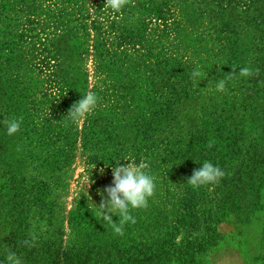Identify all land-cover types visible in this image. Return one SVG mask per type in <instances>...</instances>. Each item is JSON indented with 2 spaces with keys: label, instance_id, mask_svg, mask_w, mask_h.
Wrapping results in <instances>:
<instances>
[{
  "label": "rangeland",
  "instance_id": "rangeland-1",
  "mask_svg": "<svg viewBox=\"0 0 264 264\" xmlns=\"http://www.w3.org/2000/svg\"><path fill=\"white\" fill-rule=\"evenodd\" d=\"M105 2L0 0L2 28L44 26L57 58L50 71L32 67L25 56L6 63L7 52L0 60L17 91L0 97V176L17 171L19 196L26 198L46 186L44 201L24 200L23 235H13L18 225L5 220L10 204L0 201L6 221L0 264L6 246L23 264H264L259 166L250 160L238 171L243 157H225L230 171L194 189L187 180L202 161L162 164L168 141L184 142L177 147L185 150L201 117L243 129L239 149L250 147L243 153L250 159L253 141H264V93L253 96L254 83L264 79V0H130L118 13L103 9ZM197 67L200 82L191 78ZM243 67L253 75L239 77ZM222 79L226 91L218 92ZM173 86H188L190 95L174 107L176 121L164 117L153 127L158 131L146 132L152 149L136 158L143 121H156L157 105ZM88 91L99 98L95 111L79 124L64 118ZM20 117L32 124L7 135L2 121ZM91 119L106 135H87ZM34 129L44 130L41 139L29 134ZM129 160L147 163L156 187L146 208L130 211L136 223L125 224L121 236L101 221L89 197L98 207L112 167Z\"/></svg>",
  "mask_w": 264,
  "mask_h": 264
},
{
  "label": "trees",
  "instance_id": "trees-1",
  "mask_svg": "<svg viewBox=\"0 0 264 264\" xmlns=\"http://www.w3.org/2000/svg\"><path fill=\"white\" fill-rule=\"evenodd\" d=\"M2 8L4 7L0 4V9ZM1 21L0 13V60L3 57L2 54L7 52L10 56L6 59V63L13 62L21 58V56H25L29 59V62H31L29 64L32 67L40 71H50L52 68V66H50L51 62H56L57 58L56 55H54L52 39L50 38L51 34L46 33V30L43 28L44 26H40L36 29L30 27L28 30L18 32L14 31L12 28V30L6 32L5 29L2 28L3 24ZM18 51H21L20 55H18ZM12 64L18 65L16 63ZM0 65H2L1 61ZM13 83L11 77H9L6 72H4L3 75L0 68V97L9 99L16 94L17 91ZM254 85L256 88L253 92L254 97H257L260 93H264V79L261 84L259 81H256ZM260 86H262V88H260ZM165 88H168V83ZM188 89V86L181 87L180 89H176L174 86L171 87L170 97L167 98L164 103L157 105V110L155 112L156 121H143V125L146 126L142 127L144 139L142 143L137 145L134 149L136 158H139V155L142 153L148 155L152 149V146L149 144L150 137L146 136V132L152 131L155 133L158 131L153 129V127H158L161 121H164V117L170 118L169 120L173 122L177 120V117L174 116V107L180 103L182 98H187L190 95ZM117 108L121 107L118 106ZM31 124L32 123L28 120L23 119L21 126L26 129ZM222 124L224 125H219L217 119L201 117V121L196 125V129L191 131L189 141L185 143V150L182 151V149H178L177 147L178 145L184 144V142H177L176 140L168 141L165 150L168 159H163L162 164H166L168 160L170 163L174 162L178 158L186 160L188 166H191L193 160L202 161L203 163L207 161L211 162L214 166H218L222 171H230L226 169L227 164L225 165L223 161L225 157L238 161L240 156H242L245 162H242L241 165L237 167L238 171L244 168L247 163L248 166L246 167H249L250 160H252L254 166H259L260 169L264 171V141L261 142L259 139L253 141V146H251L253 149V156L250 159V154L246 153L243 155L244 151L246 152L250 147L246 150L243 149L242 152L239 149V142H243L242 137L244 135V130H237L235 127L233 130H229L225 122ZM88 126H90V129L86 132L87 135H106V132L103 131L104 127L99 126L97 120L91 119ZM42 133H45L44 130L37 131L34 129L33 131H29V134L37 139L42 138ZM86 136L85 139L87 138ZM210 141L214 143L213 146L209 148L208 144ZM230 165H232V163H228V166ZM12 168H14L13 165L8 167V169ZM3 174V176H0V201H5L7 206L10 204V210L6 214L5 218L7 219L5 220L18 225L13 235H23L22 225L20 223H22L23 219L26 220L24 200H30V197H32L37 203L44 201L46 197V186L42 185L36 187L30 194V197L26 198V194L19 196L20 181H18L19 178L16 177L17 171H9L7 175L10 174V177L6 176L5 172ZM6 177L7 179L3 181ZM4 211V207L0 205V225L6 223V221L3 220ZM0 233H2L1 229Z\"/></svg>",
  "mask_w": 264,
  "mask_h": 264
},
{
  "label": "clouds",
  "instance_id": "clouds-1",
  "mask_svg": "<svg viewBox=\"0 0 264 264\" xmlns=\"http://www.w3.org/2000/svg\"><path fill=\"white\" fill-rule=\"evenodd\" d=\"M130 0H106L103 9H110L115 13L120 12L124 6L129 4ZM236 75L233 69L232 74L227 75L228 79ZM239 77L247 78L253 75L249 67H243L239 70ZM202 72L199 67L191 73V78L194 81H202L199 78ZM226 80L222 79L217 82L216 90L218 92H225ZM67 95V94H66ZM99 98L93 91H88L82 98L74 103L69 109L67 116L64 117L72 123L79 124L87 118L98 106ZM22 117L19 119L13 118L3 120L2 123L6 127L7 135L12 136L20 130ZM212 141L209 142L208 147L213 146ZM96 167V166H95ZM148 168L147 163L141 161L139 163L134 160L127 161L123 166L121 163L112 167V184L105 187L103 190L98 191L101 197L99 206H95L91 197L90 203L93 208L97 210L101 221L109 225L115 234H124V225L131 222L136 223L134 216L130 214L131 210H139L146 208L148 200L155 193V177L148 174L145 170ZM95 169V168H94ZM100 174H104V169H100ZM225 173L218 167L214 166L211 162H204L199 169L193 171L192 176L187 180V183L194 189L200 186L216 184L219 182ZM92 182L89 183V186ZM112 216H118V223H114ZM25 244L29 241L25 240ZM6 254V264H23L22 259L16 252L12 251L8 246Z\"/></svg>",
  "mask_w": 264,
  "mask_h": 264
}]
</instances>
